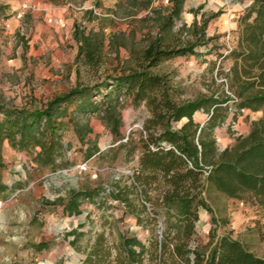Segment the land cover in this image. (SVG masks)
Here are the masks:
<instances>
[{
    "label": "rangeland",
    "instance_id": "rangeland-1",
    "mask_svg": "<svg viewBox=\"0 0 264 264\" xmlns=\"http://www.w3.org/2000/svg\"><path fill=\"white\" fill-rule=\"evenodd\" d=\"M0 0V103L10 107H41L52 96L74 86L94 84L112 73L129 57L128 49L139 50L143 34H154L159 15L169 11L171 0ZM253 0H184L179 18L173 19L172 30L199 22L212 13L206 27V42L195 48L194 55L174 56L151 68L165 75L183 98L202 93H229L230 110L224 122L214 129L217 147L231 144L235 136L245 134L252 121L262 112L236 110L234 96L228 90L225 75L230 68L232 50L242 27L255 13L245 14ZM100 29L108 43L114 32L127 47H119L117 56L105 51L102 64L89 69L75 60L74 25ZM133 31V34L131 32ZM167 34L170 31L166 30ZM166 32H164L166 34ZM99 96L93 97L99 100ZM120 132L136 138L148 111L143 104L133 105L122 96ZM76 103L67 104L71 112ZM90 132L81 142L69 126L63 134L66 165L51 170L33 161L34 152L17 150L6 143L3 149V181L16 185L14 191L0 200V264H123L119 240L136 237L149 246L153 234L162 239L166 222L173 217L151 201H144L145 211L133 200V212H125L122 203L111 198L101 201L113 181L129 183L137 164L136 152L125 158V149H117L118 141L100 123L95 114L88 115ZM194 119L203 122L206 114L198 111ZM85 119H83L84 121ZM82 121V122H83ZM180 123H178L179 125ZM96 143L102 155L84 157L87 143ZM85 164V168L78 167ZM94 189L95 200H83L77 212L65 208L72 191ZM130 198H135L133 194ZM204 197L210 211L198 210L189 248L206 253L221 235L240 240L254 254L264 257V206L229 198L208 187ZM100 200V201H99ZM157 213H154V209ZM41 244V250L36 246ZM137 249V247H135ZM98 256L86 260L89 252ZM146 256V255H145ZM119 257V258H118ZM193 261V255L190 254ZM187 264H192V262ZM145 264H161L149 262Z\"/></svg>",
    "mask_w": 264,
    "mask_h": 264
},
{
    "label": "trees",
    "instance_id": "trees-1",
    "mask_svg": "<svg viewBox=\"0 0 264 264\" xmlns=\"http://www.w3.org/2000/svg\"><path fill=\"white\" fill-rule=\"evenodd\" d=\"M171 1L167 14L159 15L154 34L148 30L139 50L128 49L129 57L119 70L105 74L94 84L77 85L56 94L41 107H7L0 103V170L4 167V142L17 150L34 152L32 159L41 168L56 170L66 165L65 129L71 126L83 142L90 132L87 117L95 114L118 141L117 149H125V158L135 152L137 155L131 181L127 184L114 180L101 201L111 198L122 203L125 212H133V200L138 199L139 210L145 211L144 201H151L153 195L155 205L173 217L172 222H166L163 238L157 239L153 234L148 247L134 236H122L119 256L123 264H145L144 257L161 264H187L191 253L192 264H264V257L228 235L215 238L206 253L189 248L198 210L210 211L204 197L208 187L229 198L264 206V0H253L248 8L245 16L252 13L255 16L242 27L237 49L230 54L233 62L224 73L236 110L249 109L262 114L251 122L247 133L235 136L221 150L214 129L228 115V102L232 99L229 93L213 91L183 98L165 75L151 71L168 58L194 55L195 48L206 42L208 20L219 12L201 22L194 18L189 26L182 23V28L173 31V19L179 18L184 0ZM73 37L78 43L75 60L89 69L102 64L105 51L117 56L119 47H127L114 32L106 44L100 29L85 31L77 24ZM97 96L99 100H94ZM122 96L128 97L133 105L143 104L148 111L141 129L134 132L135 139L127 136L123 140L119 129ZM73 101L76 104L69 112L67 104ZM198 111L206 114L203 122L194 119ZM83 153L86 159L103 154L92 142L87 143ZM15 188L16 185L9 186L3 181L0 171V200ZM130 194L135 198H130ZM96 195L94 189L72 191L65 208L77 212L79 203L93 201ZM42 247L38 244L36 249ZM97 256V252H89L86 260Z\"/></svg>",
    "mask_w": 264,
    "mask_h": 264
},
{
    "label": "crops",
    "instance_id": "crops-1",
    "mask_svg": "<svg viewBox=\"0 0 264 264\" xmlns=\"http://www.w3.org/2000/svg\"><path fill=\"white\" fill-rule=\"evenodd\" d=\"M9 1H11V0H4V4H5V3L9 4V3H8ZM75 42H76V44H75V48H76L75 51H77V45H78V43H77L76 40H75ZM75 54H76V53H75ZM6 143H7V142H4L3 149H4L5 145H6Z\"/></svg>",
    "mask_w": 264,
    "mask_h": 264
},
{
    "label": "built area",
    "instance_id": "built-area-1",
    "mask_svg": "<svg viewBox=\"0 0 264 264\" xmlns=\"http://www.w3.org/2000/svg\"><path fill=\"white\" fill-rule=\"evenodd\" d=\"M78 167L81 168V169H84L85 168V164H80V165H78Z\"/></svg>",
    "mask_w": 264,
    "mask_h": 264
}]
</instances>
